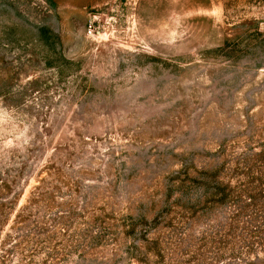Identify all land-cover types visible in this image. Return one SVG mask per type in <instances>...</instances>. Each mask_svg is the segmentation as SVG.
Returning <instances> with one entry per match:
<instances>
[{"label":"rangeland","instance_id":"374dc122","mask_svg":"<svg viewBox=\"0 0 264 264\" xmlns=\"http://www.w3.org/2000/svg\"><path fill=\"white\" fill-rule=\"evenodd\" d=\"M0 264H264V0H0Z\"/></svg>","mask_w":264,"mask_h":264}]
</instances>
